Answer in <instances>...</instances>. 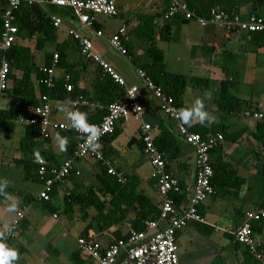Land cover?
<instances>
[{"label": "crops", "instance_id": "obj_1", "mask_svg": "<svg viewBox=\"0 0 264 264\" xmlns=\"http://www.w3.org/2000/svg\"><path fill=\"white\" fill-rule=\"evenodd\" d=\"M161 5L164 7L163 0H161ZM214 6L215 8L220 7L217 5ZM257 11L264 17V5ZM240 13L245 17L248 16L251 13L250 6L242 8ZM66 17L69 16L66 15ZM163 18L164 17L159 19ZM169 19L162 22H159L158 20L156 21L157 35L163 24L167 23L172 32L173 29L168 21ZM173 19H176L177 21L179 20L182 24H187L188 27L191 22H194H184L180 18ZM123 25L124 24L120 27ZM129 27L130 26H126L127 30ZM202 29V32L199 30L200 32L197 33L201 40L204 39L205 44L202 45V51H204L203 48L206 47L210 50L209 52H211L213 58H209L207 62H197V64H199L198 67L207 70L208 73L215 71L216 73L214 72V74L221 76L222 74H225L224 69L221 70L220 66L215 62L218 59H221L222 61L223 57L231 58L232 61L226 63V66H224L227 69L226 74L237 79L238 84L235 92L237 96L244 101V105L240 112L230 114L225 118L228 125V132L233 136H236V134L241 135L236 141L225 140L223 143L225 157L227 161L232 164L236 176L240 179V181L232 180V182L237 184V186L240 182L242 183L236 188L235 185L232 184V187L222 186V188L218 189L214 195L200 206V212L204 216L205 222H193L189 226L180 230L177 233V243L180 249L183 246L186 235L189 233H192L194 237L196 235L202 237L203 235L212 232V230L222 231L231 240L233 250L236 255H239L241 258L240 264H243L245 256L244 251L247 247L243 244L236 247L232 232L235 231L244 221L247 212L264 208V123L256 122L244 116L246 109L259 108L264 110V46L261 44L260 40L258 42L251 41L247 32L245 33L244 31L235 30L232 32L225 27L216 24L202 26ZM100 30H102V27H100ZM61 31L62 28L56 32L53 46L56 44L64 45L66 47L68 61L84 62L82 66H79V63L77 65V69H80L79 86L81 88L89 89L92 81L102 68L97 63V65L95 64V67H92L91 64L93 62L91 60L92 63L89 60L83 59L80 47L76 41L73 39L67 40L66 38H62L63 34ZM127 33L128 35L130 34L129 31H127ZM134 34L135 33L132 32L130 40H132L136 46V40H134V38L139 40V35L134 36ZM194 48L195 47H192V52H194ZM95 50L106 62H108L97 48H95ZM73 51L78 54L77 58L72 57L70 59V53ZM136 53L138 56H143V54H140L141 52H138L137 50ZM130 60L131 61L129 62L133 68L134 66L139 67L132 61L131 57ZM108 63L126 80L127 85L142 86L141 80L140 84L134 83L133 79L131 80L129 77L125 76V74L120 72L117 65L115 67L110 62ZM56 72L58 77H61L64 73L62 68H57ZM16 74L19 77L22 75L20 71H17ZM221 80L222 79H214L213 82L215 83V87L212 91L210 88V93L214 94L215 97L218 93L219 82ZM213 82L211 80L210 87ZM33 84L35 85V91L38 97L39 88L35 77L33 78ZM12 86L13 81L10 80L9 88L1 95L3 96V94H6L8 91L11 92V95H8V99L4 105H0V109L7 108L10 104L13 97ZM186 92L187 91H185L182 100L187 107L191 106L188 101L192 102L195 98H203V95L195 94L193 91H190L188 94ZM1 95L0 100L2 98ZM215 97L211 99L214 101ZM39 98L41 101V97ZM73 100L74 98H71L70 96L65 100H53L51 120L67 122L68 120H59L56 118L59 111L57 105L54 106V102L59 101L57 104H60L67 101L73 109ZM141 100L145 106L143 121L152 125L154 135H157L159 132L158 127L160 122L171 127L174 132L176 131L177 122L168 119V117L162 114L159 108L160 101L158 99L143 90ZM99 106L100 105L96 103L87 105L85 108L87 112L85 113V116L89 117L92 112L99 108ZM206 108L205 104V109ZM32 113L33 107L25 106L18 118L22 119ZM210 113L216 117L217 122L221 120L217 108H211ZM130 122L131 119L128 121H120L117 126L120 130L119 135L115 138L108 136L101 141L100 145L104 157V161L102 162L108 168L113 167L117 171L118 179L120 175L125 178V174H136L139 178L140 190L143 189L148 196L150 195L146 191L153 190L156 193L158 197L156 200L151 196L150 197L153 202L157 203V208L159 210V204L162 198L158 192L156 181L153 177V168L150 172V181L146 184H142V180H140L141 176L136 172L138 168H140L141 162L130 159L129 156H127L126 148L138 147L140 152L148 159L143 152V147L139 143L141 137L140 125L142 122L140 121L134 129L131 128ZM196 122L198 121H194L193 123ZM57 134L60 135L61 132L52 131L49 136V142L45 140L47 138L43 139L40 137L39 140L41 143L39 144V148H50L54 153L59 155L58 160L62 161L63 159H66L67 156L59 150V147L55 142ZM133 138L136 139V142L129 146V142ZM178 141L181 147V154L170 162L169 168L172 174L179 179L180 184H184L185 186L187 196L182 202L183 204H186L191 195L195 180L194 151L192 147L181 138H178ZM104 152H109L110 156L105 157ZM26 158L27 155L19 149L16 157L13 159L14 162H11L13 168H20V166H22L21 160ZM91 159L96 158L88 156L82 159H77L74 166L81 171V174H73L67 178L64 183L55 184L48 201L42 200L39 197L43 184L38 179H27L25 178V175H23L25 182L19 177V179L17 178L18 185L15 186L13 185L15 184V181L13 180L16 178L5 176V179L10 183L4 192L0 193V235H3L6 232V228L11 225L17 212L23 211L20 227L7 235L6 238L7 245L11 248H15L19 252V258L15 264H93L91 259H86V256L80 252L78 244V238L80 236L93 238L103 245H108L113 238H115V231L127 234L130 230H133L132 221L136 218V208H131L121 223L108 225L105 229H99L98 223L104 224V222L107 221L104 216L99 214L94 206L85 207L75 203L72 198H67L76 192H83L89 187H93L95 191L99 190L100 184L97 176L101 172V166L100 163L98 167L93 166V164L90 163ZM84 160L88 161L86 167L81 164ZM97 161L100 162V160ZM80 176L86 178L84 183L76 181V178ZM93 177L97 180V183L94 184V186L90 185V180ZM27 180H33L38 183V187L34 189V185L29 184ZM99 195L101 199H106L108 201L111 199L110 195ZM8 196L14 197L19 201L18 208L15 212L10 213L6 210ZM110 208L111 206L108 204L106 210ZM260 230L261 231L258 230L255 232L254 240L262 255L260 262L261 264H264V226H262ZM190 245H192V240ZM189 251H192V248ZM186 252L188 251L184 248L179 253L181 264H190V259L188 257L186 258Z\"/></svg>", "mask_w": 264, "mask_h": 264}, {"label": "built area", "instance_id": "obj_2", "mask_svg": "<svg viewBox=\"0 0 264 264\" xmlns=\"http://www.w3.org/2000/svg\"><path fill=\"white\" fill-rule=\"evenodd\" d=\"M169 6L164 18L169 19L175 16L185 20L194 21L201 26L216 24L230 30L238 28L244 32H264V17L251 13L244 17L240 14L228 13L226 11L212 9L209 16H201L188 7L185 0H168ZM22 4L37 5L46 11L52 25L59 31L66 26L69 36L75 40L81 49V54L97 64L111 75L116 83L125 88L123 100L111 102L107 107V113L100 121H87L89 125L98 130V136L89 137L87 140L83 135L69 127L70 121L60 122L51 120L52 101L48 95L41 96L40 105L33 108V113L22 120L26 124L36 125L40 129L41 138H49L52 131L69 133L78 136L76 149L73 154L59 162H52L41 157V162L37 163V175L42 181L43 188L39 197L49 200L55 184H62L70 176L80 175L81 171L76 169L74 163L77 159L93 156L97 160L104 161L101 141L115 131L120 121L135 119L143 121L145 106L141 100L142 91H146L160 101L159 108L162 114L177 122L178 135L184 139L194 151L195 180L191 190V195L186 204L181 202L177 205L173 200V195L183 191L179 179L169 173L166 169L167 161L163 153L156 147L154 142L153 127L150 123L142 122L140 125L143 142V152L148 157L153 168V177L156 181L158 192L161 196L158 216L154 219L145 220L143 230H130L125 237L115 239L108 244L80 236L78 244L80 252L88 256L93 264H181L179 258V247L177 243V233L193 222H205L204 216L200 212V206L205 203L215 189L212 183L214 171L211 163L212 151L221 143H224L223 134L211 135L203 138L201 134L193 132L177 119L178 106L172 96L167 95L163 89L156 84L140 67L134 66L142 86L127 85L126 80L116 72L113 67L106 62L95 50L92 35L104 38V33L100 29L94 28L97 21L96 14H104L110 17L118 15L117 0H0V14L3 18V32L0 39V46L5 51L9 49L17 40L18 26L14 23V10ZM47 5H55L69 11L76 21L67 24L64 17L50 15L46 10ZM92 34V35H91ZM127 28L120 27L111 37L107 38L109 46L121 55L130 56L126 53L123 39L127 38ZM58 53L54 54L53 65L44 68L46 77L44 83L47 87L55 86L58 79L56 63ZM11 67L6 58L0 63V95L9 88V73ZM69 77H67V80ZM67 91L73 89V85H66ZM73 110L84 105H92L82 96L72 101ZM246 118L256 122H264V110L259 108L246 109ZM67 138V136H64ZM99 144L93 151L88 147L89 143ZM108 173L118 175L113 167L108 168ZM119 180L125 182V178L120 175ZM23 211H18L15 219L11 222L13 231L17 228ZM264 218V208L246 213L244 221L232 232L235 240L247 247L258 259L262 258L257 251V244L254 240L252 223Z\"/></svg>", "mask_w": 264, "mask_h": 264}, {"label": "trees", "instance_id": "obj_3", "mask_svg": "<svg viewBox=\"0 0 264 264\" xmlns=\"http://www.w3.org/2000/svg\"><path fill=\"white\" fill-rule=\"evenodd\" d=\"M185 1L191 10L195 11L196 14L201 16H209L212 9H218L228 13L242 15L240 10L248 6L251 8V13H256L257 15L262 16V14H260L257 10L264 5V0ZM163 5L164 7H162L161 11L160 8H158L156 11L151 13L142 12L137 18V22L142 25V29L138 31L139 33H137L136 36L139 35V40L144 39L148 43L142 57L138 56L134 42L130 40L132 34H126L128 37L123 39V44L127 51L126 54L132 58V61L140 68L144 69L147 75L156 84H158L167 95L174 98L179 109L182 107L188 108L187 105L184 104L182 97L184 96L189 83L194 88L208 89L210 87L211 80L210 78H205L202 76H192L189 79L184 74H172L167 71V65L164 61V53L157 46V41L158 38H170L171 28L168 23L163 24L158 35L156 32V21L159 18L165 16L166 11L168 10L169 1L163 0ZM214 5L220 7L215 8ZM13 16V21L18 26L16 43H14L9 49L5 51L0 46V63L2 62L3 58L8 60L11 67L9 80L13 81L12 100L7 108L0 109V130H12L15 126L16 119L22 113L24 107L30 106L36 108L41 102L39 97L43 95H48L53 100H65L69 96L76 99L82 96L90 103L99 104V108L92 112L89 117L87 116L88 118L86 117L87 121L95 122L100 121L103 118V116L107 113V107L111 102L124 99L125 88L116 83L111 75L105 72L103 69H100L99 73L92 81L91 87L89 89L81 88L79 86L80 69H77V65L79 63V66H82L84 62L68 61L67 51L64 45L56 44L53 46L54 48L52 51L50 50L45 52L43 64H37L34 52L29 45L22 43L21 40L25 41L36 37V48L38 50H44L45 46L49 42L53 43L55 41L57 30L52 25L46 11H44L43 8L37 5L22 4L14 10ZM175 18H180L184 22L189 21L178 16H175ZM96 22L97 21L94 23V28L100 29L101 26L96 25ZM130 22L131 21L129 20L128 22L125 21L124 25L128 26ZM3 28V18L0 14V39ZM235 30H238V28L230 29L232 32ZM247 35L250 37L251 41L258 42L260 40L261 44L264 46V32L252 31L247 32ZM18 40H20V42H18ZM203 49L206 53L211 54V52H209L210 50L206 47ZM55 53H58L59 56L56 67L62 68L64 73L61 77H58L55 86L49 88L44 83V79L46 77L44 68H49L53 65ZM83 59L86 58L83 56ZM17 71L22 73V75H20L21 77L16 74ZM224 72L226 73L225 69ZM33 76L35 77L39 88L38 97L35 91V85L33 84ZM67 77H69L68 80ZM68 83L73 85V89L71 91H67L66 89V85ZM237 84V79L232 76L225 77L219 82L218 93L213 103L216 105L217 112L220 115V121H216L215 123L211 124V126H201L199 122H196L193 123V126L189 129L193 132L201 134L203 138H207L211 135L223 134L225 140L236 141L241 134H236V136L230 134L228 132V125L225 118L230 114L240 112L244 105V101L238 97L235 92ZM86 107V105L79 106L76 108V111L85 115V113H87L85 109ZM162 123L163 122H160L159 124V132L157 135H154V142L156 147L163 153V156L167 161V171L172 174L169 165L173 159L177 158L181 154V147L178 141V138L181 137L178 135L177 129L174 132L171 127H168ZM117 126L114 133L110 135L113 138L117 137V135L120 133V130ZM60 135L62 137L65 135L67 136L69 141L67 149L66 151L61 152L69 157L76 149L79 138L72 132L61 133ZM40 137V129L38 126L26 124L25 135L21 139L19 145V149L27 155L26 159L21 160V164L25 171V178L38 179L39 181L41 180L37 175L38 165L36 163L35 154L39 153L40 157H44L45 159L52 162L59 161V155L54 153L50 148H39V144L41 143L39 140ZM45 140L49 142L50 138ZM139 143L143 147L142 137H140ZM223 150V143H221L212 151L211 163L214 171V176L212 179L215 189L214 193H216L218 189L222 188V186L232 187L233 184L236 188L242 183L240 182V184L237 186V184L232 182V180L240 181V179L236 176V172L232 164L227 161ZM104 156L109 157L110 153L104 152ZM99 163L101 166V172L97 176L100 184L99 190L95 191L93 187H89L87 190L83 192H76L67 198H72L75 203L85 207L94 206L99 214L104 216L107 221L104 222V224L98 223L99 229H105L108 227V225L121 223L125 219V216L128 214L129 210L131 208H136L137 214L136 218L132 221V228L137 231L143 230L145 228L143 224L144 220L154 219L157 217L159 212L157 203L153 202L151 197L148 196L143 189H139V178L136 174H125L124 176L126 180L124 183H122L117 178V175L108 173V167L102 162V160H100ZM181 186L183 191L172 196L174 202L177 205L185 200L187 196L184 184H181ZM99 194L103 196L110 195L111 199L109 201L106 199H101ZM108 204L111 206V208L106 210ZM21 223L22 219L15 230L20 227ZM262 226H264V218L253 222L252 228L254 234L258 230L261 231L260 228ZM114 233L115 239L126 236V234H122L120 231H115ZM233 239L235 240V237H233ZM235 242L236 247L241 244L236 240ZM257 251L260 252L258 246ZM244 255L243 264H261L260 259L254 256L249 247H247L244 251ZM85 258L87 259L88 256Z\"/></svg>", "mask_w": 264, "mask_h": 264}, {"label": "rangeland", "instance_id": "obj_4", "mask_svg": "<svg viewBox=\"0 0 264 264\" xmlns=\"http://www.w3.org/2000/svg\"><path fill=\"white\" fill-rule=\"evenodd\" d=\"M119 14L113 17L104 15V14H96V25L101 26L102 30L104 31V38L97 37L92 35V39L94 41L95 48L104 56V58L113 64L115 67L118 66L120 72L125 74V76L129 77L131 80H134V83L140 84V79L138 78L136 71L132 67L131 63L129 62L127 56L121 55L116 50L112 49L105 38L111 37V35L118 30V28L124 24L125 21L129 23L128 31L130 34L135 33L136 36L138 31L142 29V25L137 22V18L140 13H151L156 11L160 8L162 10L161 0H117ZM46 10L50 15H59L65 18L67 24H73L76 20L72 18L71 14L68 13L67 9L58 7L55 5H47ZM69 16V17H66ZM175 18V17H173ZM169 19V23L172 25V32L171 36L168 39H161L158 38L157 46L163 51L164 53V61L167 65V71L172 74H184L187 78H191L192 76H202L205 78H210L212 82L214 79H223L225 77H229L225 74L221 76H217L214 74L215 71L208 73L207 70L199 68V64L197 62L201 61H208L209 58H213L211 54L205 53L202 51V45H204V39H200L199 33L202 32V26L195 22H191L189 27L187 24H182L177 21L176 19ZM166 20L165 18L159 19V22ZM200 30V31H199ZM62 38H66L67 40L72 39L68 35V31L66 26L62 27ZM246 33V32H245ZM132 36V35H131ZM136 40V50L141 52L140 54L144 55V50L148 43L144 40ZM20 42V40H18ZM22 43L27 44L30 46L32 51L36 56V62L39 65H42L44 62V55L47 51L53 50V43L49 42L44 50H38L36 48L37 38L33 37L29 40H21ZM192 47L194 48V52H192ZM77 53L75 51L70 53V59L72 57L77 58ZM217 60V63L221 70L226 69L224 66L228 62H231V58L223 57ZM91 62V61H90ZM93 62V61H92ZM91 62V63H92ZM96 63L93 62L91 64L92 67H95ZM216 69V68H215ZM227 71V69H226ZM216 73V72H215ZM131 83V82H130ZM215 83L213 82L211 87L208 89H200L194 88L190 85L187 86L186 93L188 94L190 91L195 92V94L203 95L205 92H210L215 87ZM8 95H11V92L8 91L6 94H3L0 105H4L6 100L8 99ZM212 99L215 97L214 94H211ZM205 100L206 104V111L210 113V109H216V105L213 103V100ZM59 101L54 102V106L57 105ZM191 105V101H188ZM212 102V103H211ZM63 104L70 106L67 101H64ZM191 107V106H190ZM27 113V112H26ZM59 120H67L64 113L60 112L56 116ZM140 121H136L135 119H131L130 126L132 129L139 124ZM25 122L22 119L17 118L15 122V126L12 130H0V179H5V176H11L16 179L15 186L18 185L17 178L25 182L23 175H25V171L23 166L20 168H13L12 163L14 162L13 159L16 157L17 152L19 151L20 141L25 135ZM129 126V127H130ZM184 145V143H183ZM127 156L130 159L137 160L141 162L140 168L136 171L140 176V180H142V184H146L150 181V172H151V165L148 159L140 152L138 147L134 148H126ZM93 166L98 167L99 162L96 159H91L90 161ZM96 163V164H95ZM84 167L88 165V161L84 160L81 163ZM95 164V165H94ZM28 181V180H27ZM77 182L84 183L86 178L84 176H80L76 178ZM91 184L93 185L97 183L95 177L91 178ZM29 184L34 185V189L38 187V183L34 182L33 180L28 181ZM96 186V185H95ZM96 189V188H95ZM154 200L158 197L156 193L152 191H146ZM192 240V245L191 244ZM186 248V258L190 259V264H240L241 258L239 255H236L235 251L233 250L232 242L228 238V236L222 231L212 230L206 235L200 237L199 235H192L189 233L186 235L182 248L179 249V253L182 249ZM192 248V251H189Z\"/></svg>", "mask_w": 264, "mask_h": 264}, {"label": "clouds", "instance_id": "obj_5", "mask_svg": "<svg viewBox=\"0 0 264 264\" xmlns=\"http://www.w3.org/2000/svg\"><path fill=\"white\" fill-rule=\"evenodd\" d=\"M212 96L210 92H205L203 98H195L191 102V107L180 108L177 113V119L181 121L183 125L191 128L194 121H198L201 126H211L216 122V117L205 110V100H211ZM58 111L65 114L68 121H70L69 127L83 135L87 140L89 137L98 136V130L88 124L87 118L82 113L73 110L66 104H57ZM55 142L59 147L60 151H66L69 143L68 139L60 136L59 134L55 137ZM88 147L95 151L99 144L93 141L88 144ZM36 162H41L39 153L35 154ZM9 181L6 179H0V193L9 186ZM6 210L8 212H15L18 208L19 201L11 196L7 197ZM13 228L9 225L6 228V232L0 235V264H15L19 258V252L15 248H11L6 243L7 235L11 234Z\"/></svg>", "mask_w": 264, "mask_h": 264}, {"label": "water", "instance_id": "obj_6", "mask_svg": "<svg viewBox=\"0 0 264 264\" xmlns=\"http://www.w3.org/2000/svg\"><path fill=\"white\" fill-rule=\"evenodd\" d=\"M134 142H136V139L133 138L130 142H129V146L132 145Z\"/></svg>", "mask_w": 264, "mask_h": 264}]
</instances>
